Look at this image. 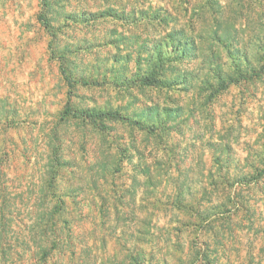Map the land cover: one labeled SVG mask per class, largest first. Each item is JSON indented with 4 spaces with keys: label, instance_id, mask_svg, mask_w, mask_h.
<instances>
[{
    "label": "rangeland",
    "instance_id": "374dc122",
    "mask_svg": "<svg viewBox=\"0 0 264 264\" xmlns=\"http://www.w3.org/2000/svg\"><path fill=\"white\" fill-rule=\"evenodd\" d=\"M263 168L264 0H0V264H264Z\"/></svg>",
    "mask_w": 264,
    "mask_h": 264
},
{
    "label": "trees",
    "instance_id": "16d2710c",
    "mask_svg": "<svg viewBox=\"0 0 264 264\" xmlns=\"http://www.w3.org/2000/svg\"><path fill=\"white\" fill-rule=\"evenodd\" d=\"M179 48H184V49H186V46H185V44H179ZM65 69H66V67L64 68V69H62V71H63V74H64V72H65ZM185 81V80H184ZM157 113H159L158 111H157ZM95 115H99V114H95ZM85 116H89V117H93V115L92 114H85ZM264 174V168L258 173V174H256V176H254V178H258V177H260L261 175H263Z\"/></svg>",
    "mask_w": 264,
    "mask_h": 264
}]
</instances>
